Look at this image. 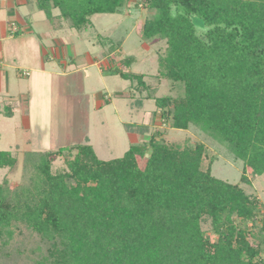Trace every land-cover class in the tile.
Returning <instances> with one entry per match:
<instances>
[{"label": "trees", "instance_id": "1", "mask_svg": "<svg viewBox=\"0 0 264 264\" xmlns=\"http://www.w3.org/2000/svg\"><path fill=\"white\" fill-rule=\"evenodd\" d=\"M128 1L36 6L52 23L84 30L93 15L119 13ZM137 1L155 11L143 37L165 40L159 76L183 87L182 95L156 100L163 125L198 126L226 144L244 164L240 181L213 175L216 157L202 142L168 143L159 130L125 124L149 139L120 158L100 159L88 138L26 153L21 183L0 184V240L13 235L14 223L25 224L48 244L36 264H264V208L242 187L250 183L248 169L264 174V0ZM133 62L128 57L125 65ZM110 74L136 82L140 94L151 90L144 74L119 67ZM57 158L65 167L54 172ZM18 164L15 154L0 151V169L13 172ZM208 222L214 239L203 229Z\"/></svg>", "mask_w": 264, "mask_h": 264}, {"label": "rangeland", "instance_id": "2", "mask_svg": "<svg viewBox=\"0 0 264 264\" xmlns=\"http://www.w3.org/2000/svg\"><path fill=\"white\" fill-rule=\"evenodd\" d=\"M137 3L129 0L116 14L93 15V26L84 30L67 26L63 31L56 30L57 22L49 21L37 6H24L34 31L52 38L42 40L46 73L17 72L12 76L16 81L11 78L5 96H0V151H10L19 159L13 172L0 169V184L6 178L12 186L21 183L26 153L68 149L85 144L86 138L100 159L120 158L131 145L149 139V135L128 133L125 124L147 125L152 133L159 130L163 133L160 139L168 143L202 142L216 157L213 175L232 184L240 181L244 164L226 144L198 126L180 130L163 125L156 100L182 95L183 87L159 76L165 40L143 37L144 23L155 11ZM195 21L203 26L202 20ZM128 57L134 59L131 66L125 65ZM114 67L144 74L151 90L138 93L136 82L109 74ZM24 108L31 112L27 119ZM208 162L206 158L204 168ZM64 167V159L57 158L53 171ZM245 173L250 183H242V187L258 196L264 208V174L256 176L250 169ZM10 229L13 235L5 232L0 240V264H36L46 255L48 244L25 224L14 223ZM203 229L214 239L209 222Z\"/></svg>", "mask_w": 264, "mask_h": 264}, {"label": "crops", "instance_id": "3", "mask_svg": "<svg viewBox=\"0 0 264 264\" xmlns=\"http://www.w3.org/2000/svg\"><path fill=\"white\" fill-rule=\"evenodd\" d=\"M24 6H36V0H0V96L3 95L2 97L9 89L11 78L16 81L12 77L15 73L28 75L27 69L41 72V74L46 73L45 49L42 40L52 37L49 38L48 35L34 31L29 14L23 11ZM66 27L67 24L61 21L57 23L55 29L63 31ZM95 65H97L96 62ZM23 112L25 119L30 117V110L24 108Z\"/></svg>", "mask_w": 264, "mask_h": 264}]
</instances>
